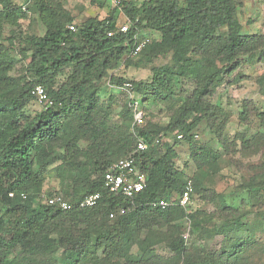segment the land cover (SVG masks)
<instances>
[{
	"label": "trees",
	"instance_id": "trees-1",
	"mask_svg": "<svg viewBox=\"0 0 264 264\" xmlns=\"http://www.w3.org/2000/svg\"><path fill=\"white\" fill-rule=\"evenodd\" d=\"M30 2L44 32L24 37L23 53L29 59L26 71L31 77L26 80L10 74L15 62L3 46L4 25L16 24L25 11L13 0H0V201L2 206L10 209L12 204L23 211L26 219L24 227H18L23 218L13 219L10 225L0 220V255H4L2 246L8 243L7 239L27 249L33 243L31 234L39 231L38 240L45 244L44 248L55 243V247L62 249L59 264H81L83 259L93 264H125L122 259L127 258L134 243L147 256L151 240L138 238V222L155 216L177 231V221L185 217L184 207L176 203L165 209L150 206L158 199L170 200L173 192H178L175 198L178 200L188 180L175 166L174 146L164 141L174 131L183 133L177 140L186 141L196 162L197 172L191 178L193 190H202L203 198L214 204L217 216L223 220L218 231H247L250 221L246 206L262 203L264 173L261 177L252 175L235 188L234 192L240 194L239 205L223 193L203 188L204 179L219 170V155L205 145L196 144L191 132L206 120L220 139L226 119L220 118L221 107L210 97L244 62L252 59L264 62V35L242 32L235 1L120 0L121 14L131 20L126 32L119 30L118 10L114 6L104 18L88 17L75 25L73 15L61 0ZM69 24L75 29H69ZM143 28L157 32L159 37L135 56L153 59L169 54L172 66L151 68L147 80L109 76L122 60L126 66L132 64L126 56L135 57L130 55L133 37ZM222 28L225 32H221ZM108 31H113L112 35ZM59 76L64 77L59 80ZM106 77L116 87L130 82L135 99L138 101L142 96V105L157 102L169 106L183 80L192 81L193 89L179 106L171 109L166 125L146 122L131 128L133 114L127 105L120 111V124H113L99 101L100 84ZM37 84L44 87L51 105L28 114L25 107L35 100L30 91ZM247 108L245 104L239 111L243 122L249 116ZM140 137L148 146L135 154V165L145 174L146 183L140 192L127 199L109 192L103 173L119 158L129 155ZM239 139L241 149L264 144L263 134L253 138L240 135ZM80 141L86 143L85 147H80ZM56 161L59 176L70 180L64 197L76 204L85 195L99 192L94 206H73L70 210L43 202L34 206L33 200L41 193L45 169ZM259 166L264 169V151ZM93 173L97 175L92 177ZM10 192L13 196H9ZM120 206L126 212L109 218V213ZM190 216L194 227H200V219L192 213ZM49 233L57 234L55 241L47 237ZM168 245L180 256L181 264L241 262L239 251H200L192 255L182 238L172 239ZM49 252L51 249L37 253V262L46 264L51 259ZM44 256V261L38 259Z\"/></svg>",
	"mask_w": 264,
	"mask_h": 264
},
{
	"label": "rangeland",
	"instance_id": "rangeland-1",
	"mask_svg": "<svg viewBox=\"0 0 264 264\" xmlns=\"http://www.w3.org/2000/svg\"><path fill=\"white\" fill-rule=\"evenodd\" d=\"M61 1L64 7L73 15L75 25L88 17L104 18L108 16L113 7L110 0ZM130 1L139 2L141 0ZM234 1L237 6V18L243 27L242 32L264 35V0ZM13 3L22 6L25 16L18 19L14 25H4L3 46L9 50V54L15 62L10 74L14 77L30 80L31 77L26 71L29 59L27 54L23 53L25 47L24 37L31 34L41 35L44 32V26L35 11L32 10L30 0H13ZM124 19V15L118 10V22L121 23ZM222 31L225 32V28H222ZM140 34L147 35L150 41L159 37L157 32L144 28L140 31ZM126 57L131 59L132 64L126 66L122 60L119 66L111 74L109 73V76L114 74L133 81L147 80L151 76V68L172 66L169 54L153 59H144L139 56ZM63 77L59 76V80H62ZM181 85L182 87L177 90V94L169 106L157 102L142 105L140 103L142 96L138 98L139 107L145 113L142 126L146 122L157 123L161 126L167 124L171 109L179 106L193 89L192 81L183 80ZM98 96L101 105L107 109L108 118L111 122L120 124L119 114L123 106L127 105L131 109L127 93L120 87L109 83V77H106L101 81ZM210 100L220 105L222 110L220 118H225L226 123L220 139L210 129L206 120L200 122L191 131L193 141L196 144L205 145L218 152L219 155L218 172L209 174L204 179L202 187L223 193L229 201L239 205L240 194L234 192L235 188L239 186L240 182L252 175L261 177L264 173V169L262 170L259 166V163L263 160L264 144L252 146L249 149H241L239 139L240 135L247 138L264 135V62L256 59L244 62L231 76L224 79L214 95L210 97ZM245 104L248 107L249 116L247 121L243 122L239 119V111ZM43 106L42 103L32 99L26 105L25 111L28 114H34ZM259 112L263 114L260 115ZM140 126H132L131 124V128ZM178 133L183 134L174 131L169 133L164 141L172 144L177 152L174 159L176 168L182 171L185 179H191L197 172L196 162L190 154V148L186 141L184 139L177 140L176 135ZM79 145L83 148L86 143L80 141ZM58 163L59 161H56L46 167L41 193L33 200L35 207L41 205L42 194L47 195L52 192L66 194L68 192L70 180L59 176L56 170ZM96 175L97 173H93L92 177ZM178 195V192H173L170 200L175 203V198ZM2 205L0 201V220L2 223L6 222L10 225L13 219H21L25 216L23 211L12 207V204L10 209ZM246 208L249 210L247 220L250 221L247 231L241 229L234 232H219L218 227L222 225L223 220L217 216L214 204L203 198L202 190H193L189 204L183 208L185 217L177 221V231L155 216L145 217L143 221L138 222L136 232L140 240L144 238H150L151 240L147 256H145V251L140 249V245L134 243L130 247L127 258L122 260L125 261V264H181L182 259L175 254L168 244L172 239L182 238L183 244L188 249L187 251L192 255L200 251H215L217 253L239 251L240 264H264V199L258 206L250 207L249 205ZM191 213L200 219V227H194ZM25 225L26 219L19 220L18 227H24ZM34 230H37L36 226ZM40 236L39 231L32 233L33 243L27 249H24L25 246L19 242H12L7 239L8 243L2 246L4 255H0V263L39 264L37 258H35L38 255L37 253L47 252L51 249V252H49L51 259L46 264H59L62 249L55 247V243L52 244V247L44 248L45 244L39 243L38 238ZM6 237L9 238V235ZM47 237L55 241L57 234L49 233ZM97 254L99 257L103 255L101 251H98ZM38 259L44 261L45 256ZM81 261V264H93L91 260L85 261L83 259Z\"/></svg>",
	"mask_w": 264,
	"mask_h": 264
},
{
	"label": "built area",
	"instance_id": "built-area-1",
	"mask_svg": "<svg viewBox=\"0 0 264 264\" xmlns=\"http://www.w3.org/2000/svg\"><path fill=\"white\" fill-rule=\"evenodd\" d=\"M110 3L117 7L120 13H122L123 8L120 4V0H110ZM131 25V20L125 17L124 21L119 24V30L121 32H126ZM68 28L74 30L73 24H69ZM113 31H108V35H112ZM150 42V38L147 35L140 34L137 32L133 37L132 48L130 50V55H137L145 45ZM127 93L129 98V104L132 109L133 121L132 126H140L143 124L144 112L140 109L138 101L133 96V87L130 82H124L120 87ZM31 95L36 101L42 103L44 107L51 105V100L48 98L45 89L42 85H34L31 89ZM196 136V135H195ZM177 139L182 138V134L178 133L176 135ZM148 144L143 138H137L134 150L127 156L119 158L117 161L112 163L110 167L103 173L104 186L109 190V192L114 194H120L125 198H132L137 192H140L146 183V177L143 172H141L135 165V154L139 153L147 148ZM193 192V183L191 179H188L185 183L184 189L176 204L186 207L190 202V197ZM9 196H13L10 192ZM21 196L25 198V194L22 193ZM42 202L54 206L61 210H70L73 206L78 208H86L94 206L98 199L100 198L99 192H93L82 197L76 204L69 202L64 194L60 192H53L50 194H42ZM174 204L171 200L158 199L150 203L151 207H158L165 209ZM126 212L124 206H120L109 213V218H114L115 215H122Z\"/></svg>",
	"mask_w": 264,
	"mask_h": 264
}]
</instances>
